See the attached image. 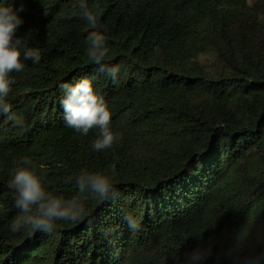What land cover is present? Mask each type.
Instances as JSON below:
<instances>
[{"label": "trees", "instance_id": "1", "mask_svg": "<svg viewBox=\"0 0 264 264\" xmlns=\"http://www.w3.org/2000/svg\"><path fill=\"white\" fill-rule=\"evenodd\" d=\"M85 2L100 28L80 0H0L23 6L16 35L41 50L11 74L19 123L0 115V264H264V0ZM91 31L116 83L86 55ZM84 78L122 137L110 149L65 124L60 85ZM24 158L48 191L83 201L82 220L10 231ZM82 170L111 177L115 199L80 193Z\"/></svg>", "mask_w": 264, "mask_h": 264}, {"label": "clouds", "instance_id": "2", "mask_svg": "<svg viewBox=\"0 0 264 264\" xmlns=\"http://www.w3.org/2000/svg\"><path fill=\"white\" fill-rule=\"evenodd\" d=\"M79 7L90 28L101 27L100 14L90 10L85 0H80ZM23 11V6L14 9L0 5V115L16 123L19 120L12 105L8 103L12 86L16 83L11 74L23 71L24 60H31L34 64L41 61V50L27 46L16 35L24 23L20 16ZM87 44L88 59L99 66V71L107 72L113 83H116L119 66L108 67L104 63L110 51L107 37L100 31H91L87 36ZM60 88L65 94L61 106L66 126L84 136L97 130V139L91 145L95 151L110 149L122 139L112 131V112L104 97L96 92L92 79L84 78L74 85L63 83ZM19 163L27 166H18L8 184L15 193V207L19 210V214L11 222L10 231L28 229L51 235L57 228V221L77 222L85 217L86 208L79 197L65 199L62 195L48 191L43 164L39 165L38 170L29 158H24ZM76 185L80 193H89L93 199L101 202L115 199L118 195L112 178L100 172L82 170L76 177ZM126 219L131 228L138 227L131 217Z\"/></svg>", "mask_w": 264, "mask_h": 264}]
</instances>
